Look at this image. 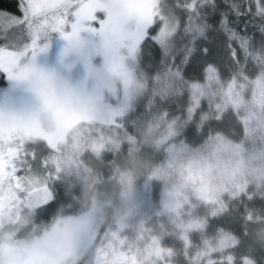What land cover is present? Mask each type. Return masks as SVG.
<instances>
[{
  "label": "snow or ice",
  "instance_id": "1",
  "mask_svg": "<svg viewBox=\"0 0 264 264\" xmlns=\"http://www.w3.org/2000/svg\"><path fill=\"white\" fill-rule=\"evenodd\" d=\"M0 264H264V0H0Z\"/></svg>",
  "mask_w": 264,
  "mask_h": 264
},
{
  "label": "trees",
  "instance_id": "2",
  "mask_svg": "<svg viewBox=\"0 0 264 264\" xmlns=\"http://www.w3.org/2000/svg\"><path fill=\"white\" fill-rule=\"evenodd\" d=\"M11 0H4V3L7 5L8 3H10Z\"/></svg>",
  "mask_w": 264,
  "mask_h": 264
}]
</instances>
